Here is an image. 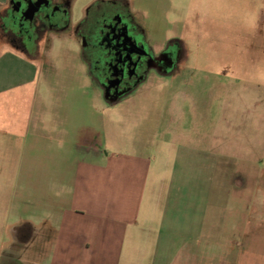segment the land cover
Here are the masks:
<instances>
[{
	"label": "rangeland",
	"instance_id": "obj_1",
	"mask_svg": "<svg viewBox=\"0 0 264 264\" xmlns=\"http://www.w3.org/2000/svg\"><path fill=\"white\" fill-rule=\"evenodd\" d=\"M132 1V15L153 53L159 56L177 42L182 51L177 65L183 71L151 69L134 90L112 103L82 59L80 38L50 34L33 60V82L0 90V247L14 241L20 247L26 240L29 230L13 225L32 216L21 213L17 193L26 189L29 163L42 161L48 136L55 138L50 146H57L60 138L94 134L112 158L140 153L152 159L149 191L157 189L154 180L182 174L179 157L193 153L185 170L193 180L188 185L192 195L176 202L171 255L186 261L181 234L191 229L202 241L195 264H264V0ZM93 2L75 0L73 21L79 22ZM1 45L2 53L12 49ZM74 117L79 121L72 124ZM145 133L153 135L150 145L138 149ZM16 161L14 182L10 163ZM153 226L141 225L145 248L139 256L132 248L124 264H155ZM161 236L165 246L164 230ZM7 261L0 258V264H18Z\"/></svg>",
	"mask_w": 264,
	"mask_h": 264
},
{
	"label": "crops",
	"instance_id": "obj_2",
	"mask_svg": "<svg viewBox=\"0 0 264 264\" xmlns=\"http://www.w3.org/2000/svg\"><path fill=\"white\" fill-rule=\"evenodd\" d=\"M4 1L0 0V3ZM35 73L33 60L13 49L0 52V90L26 86L33 82ZM71 121L74 124L79 120L74 117ZM72 126L69 131L73 133ZM148 133L144 137L140 134L142 140H139L138 149L150 145L148 142L153 135ZM93 136L83 135L76 140L71 136L69 141L60 138L58 147L50 146L49 142L55 143V138L48 136L41 150L42 161L29 163L31 171L25 179L26 189L17 193L20 196L17 201L22 204L21 213L32 219L13 226L26 227L28 235L20 247L17 241L9 247L1 244L0 258L23 264H124L132 248L134 256L140 255V247L145 248L143 236H140L141 225L158 223L160 229L153 226L157 238H152L150 243L155 264L172 261L195 264V250L202 254L199 253L202 241L200 233L194 235L191 229L181 234V244L187 248L186 261L178 254L171 255L175 242L172 229L177 221L174 217L178 216L179 209L176 202L192 195L188 185L193 180L188 178L185 170L189 168V160H193V153L189 156L187 151L179 157L182 174H176L170 180H154L152 183L157 184V189L149 191L152 159L140 153L132 158H112L103 148L94 150L81 145L83 140ZM63 152L68 156L62 155ZM15 164L10 163L14 182L19 173V163ZM163 184L167 186L164 204L160 198ZM14 189L10 188L9 193ZM148 198H152L150 205ZM162 228L166 233L165 246L161 245ZM161 249L168 252L161 254Z\"/></svg>",
	"mask_w": 264,
	"mask_h": 264
},
{
	"label": "flooded vegetation",
	"instance_id": "obj_3",
	"mask_svg": "<svg viewBox=\"0 0 264 264\" xmlns=\"http://www.w3.org/2000/svg\"><path fill=\"white\" fill-rule=\"evenodd\" d=\"M74 3L75 0H5L0 3V45L8 44L27 59L36 60L50 34L72 33L83 43L82 59L92 78L112 103L134 90L151 69L165 73L183 69L177 65V52H182L177 42L169 43L159 56L153 53L145 29L132 15V0H95L85 7L79 22L73 21ZM81 145L102 149L97 135L83 140Z\"/></svg>",
	"mask_w": 264,
	"mask_h": 264
}]
</instances>
